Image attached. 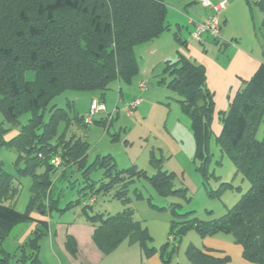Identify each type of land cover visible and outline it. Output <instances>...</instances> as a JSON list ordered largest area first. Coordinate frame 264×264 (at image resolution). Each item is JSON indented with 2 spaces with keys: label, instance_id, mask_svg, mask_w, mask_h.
Listing matches in <instances>:
<instances>
[{
  "label": "trees",
  "instance_id": "16d2710c",
  "mask_svg": "<svg viewBox=\"0 0 264 264\" xmlns=\"http://www.w3.org/2000/svg\"><path fill=\"white\" fill-rule=\"evenodd\" d=\"M165 1L0 0V114L8 129H18L8 142L0 138V146L17 153L16 175L2 170L0 162V264H10L11 256L2 246L12 229L31 222L35 223V229L25 242L16 246L14 264H43L38 257L40 241L47 229L46 219H50L53 210L61 213L77 206L82 207L84 218L94 226L93 244L106 255L126 242L137 244L144 258L158 253L167 264L171 252L168 256L165 253L170 242L193 229L201 238L216 234L230 236L242 248L245 261L264 264V133L261 140L255 134L264 122V64L248 81H242L226 111L217 114L221 132L215 136V142L220 153L230 158L235 173L248 181L249 189L231 211L217 220L203 222L186 214L181 221L172 222L168 234L172 239L160 250L149 246L151 237L134 220L132 209L124 208L114 215L88 212L89 201L94 200L96 193L108 194L113 188L116 189L112 198L126 203L124 190L128 183L134 177L147 178L146 175L135 168L116 170L109 156H97L86 166V141L68 134L72 122L84 124L77 115L70 118L65 109L52 106L48 120L44 121L49 102L65 91L99 92L103 100L111 86L130 84L139 69L134 47L152 43L170 31L165 21ZM251 4L262 14L264 30V0H251ZM179 31L177 25L171 32L172 38L185 49L186 42ZM174 59L165 61L158 83L178 96L180 111L188 117L193 133L195 157L202 158L203 148L212 137L213 95L204 84L203 66L180 52ZM27 73L32 74L31 79L26 78ZM26 113L30 116L22 125L20 116ZM106 121L98 123L104 125ZM61 124L64 127L60 131ZM55 158L59 161L57 165L52 163ZM70 165L81 169L85 179L92 169L100 167L103 180L99 181V187L89 183L87 199L70 201L59 209L58 201L51 199L50 173ZM22 177H30L32 184L25 211L19 212L14 202ZM170 178L169 174L157 173L147 179L165 195ZM223 185L231 187V184ZM33 215L42 219L36 220ZM74 244L68 236L64 245L71 254L76 252ZM184 253L188 264L229 261L227 256L214 257L208 250L192 245Z\"/></svg>",
  "mask_w": 264,
  "mask_h": 264
},
{
  "label": "rangeland",
  "instance_id": "374dc122",
  "mask_svg": "<svg viewBox=\"0 0 264 264\" xmlns=\"http://www.w3.org/2000/svg\"><path fill=\"white\" fill-rule=\"evenodd\" d=\"M165 4L167 8L165 21L172 27L170 31L163 34L169 37L170 43L174 40L171 32L176 30L173 17L176 12L180 13V10L175 7L177 0H166ZM248 6L254 10L255 14L248 17L245 30L236 26V22L232 25V30L241 31L242 47L250 49L249 42L256 39V43L263 51L264 30L261 29L256 17L258 16L256 14L260 13L251 2ZM186 18L188 19L189 16ZM184 25H186L185 22L181 30L184 29ZM205 35L207 34H203L201 39ZM164 40L162 39V44L155 46V49L164 48L163 46H166V40ZM175 44L178 46L176 42ZM146 45L148 44L134 47L135 61L139 69L130 84L111 86L103 100L100 99L99 92L71 91V89L65 91L49 102L44 113V121L48 120L49 109L52 106L65 109L70 118L77 115L84 120L92 99L99 103L102 101L106 111L97 113L94 117L96 123L84 126L82 123L72 122L68 132L86 141L88 145L86 166L90 165L97 156H109L118 171L135 168L136 172H142L147 178L157 173L171 176L170 188L165 195L154 189L147 178L139 176L134 177L124 190L126 203L122 204L120 200L112 198L116 189L113 188L108 194L96 193L95 203L92 202L91 210L88 208V212L103 215H114L124 208L132 209L134 220L138 221L151 237L149 246L160 250L163 245L170 242L168 234L172 222L181 221L186 214L189 218L194 217L203 222L217 220L229 210L231 211L240 200L239 198L249 189V183L235 173V167L230 158L220 153L215 142L214 129H211L212 137L203 148V157H195L193 133L188 117L180 111L179 98L166 85L160 86L158 83L165 62L154 63L152 60L154 50L144 51L143 48ZM26 76L31 79L32 74L27 73ZM141 82L145 83V88L142 90L137 87ZM136 98L140 99V105L131 112V115H126L124 105ZM108 115H111L109 122L107 120L104 125L98 123L100 120L107 119ZM29 116V113L20 116V124H26ZM1 117L0 114V130L3 129L0 131V138L8 142L17 134L18 129H8ZM62 127L64 124H61L58 129L61 131ZM263 133L264 122L258 127L255 133L256 138L261 140ZM16 155L13 149L0 146L2 170L13 176L16 175L14 169ZM102 177L103 169L100 167L92 169L87 179L83 176V171L75 165L57 168L50 173L51 199L58 201L59 209L70 201L87 199L89 183L99 187ZM31 181L30 177H22L18 181L19 194L14 202V208L19 212L25 211L30 196ZM223 184H231V187ZM74 210L71 209L67 214L53 210L50 217L52 220L62 221L76 219L79 217L81 207L77 206ZM199 238L201 237L192 229L175 242H170L165 255L168 256L171 252V259L177 258L178 263L185 260L187 262L184 252L190 245L196 247L195 245L200 242ZM15 239L14 235L10 234L2 246L11 256L10 264H14L13 256L17 253Z\"/></svg>",
  "mask_w": 264,
  "mask_h": 264
},
{
  "label": "crops",
  "instance_id": "0c3cea01",
  "mask_svg": "<svg viewBox=\"0 0 264 264\" xmlns=\"http://www.w3.org/2000/svg\"><path fill=\"white\" fill-rule=\"evenodd\" d=\"M210 1L212 3H218L222 0ZM225 1L226 7L219 18L221 21L219 39L214 40L205 35L201 42L197 43L191 36L193 26L188 23L186 16L196 21H203L205 18L213 15V11L202 8L195 0H177L175 7L180 10V13L176 12L173 20H175V25L180 27L179 33L184 42H186V48L182 49L181 47L175 46L174 40L169 43V37L163 33L158 39L143 48L144 51L149 52L154 50L152 52L154 54V58L152 59L154 63L160 64L165 61H173L176 58L177 52H180L186 58L204 67L206 78L204 84H206L207 89L213 95V109L215 113L211 129H214L216 136L221 132V125L218 122L217 114L226 111L231 99L234 97L233 95L242 87V81H248L258 70L257 68L264 64V50L262 51L260 49L259 44L256 43V39L254 38L255 40L249 42L250 49H247L240 44L241 31L239 29L232 30V25L235 22L236 26L238 25L245 30L248 17L250 15L252 16L253 13L255 14L254 10L248 6L251 0L249 3L246 0ZM256 15H258L256 17H258L261 25L262 14ZM183 21L186 25L181 30L183 28ZM183 32L185 33L184 35L182 34ZM162 39L166 40V46H163L164 48H160V50L155 49V46L162 44ZM253 49L257 51L254 52L252 51ZM74 208L71 209L74 210ZM71 209L61 213L67 214ZM74 212L77 211L74 210ZM33 216L36 220L42 219L40 216ZM78 216L76 219L66 221L52 220L51 217L50 219H46L47 229L40 241L38 257L43 264H164L159 254L155 253L149 258H144L142 255L143 252L137 244H129L126 242H122L110 254L106 255L102 253L93 244L92 235L94 226L84 218L82 209ZM34 229L35 223H22L16 225L10 234L14 235L16 245L19 246L26 241ZM68 236L75 242L76 252L74 254H71L64 245ZM170 239L172 238H168V241ZM199 239L200 242L195 245L198 249L208 250L210 252L209 254L214 257L220 258L227 256L229 261L226 264H253L242 258V248L234 244L230 236L216 234L211 237ZM167 264H188V261L186 262L185 260L184 262L178 263L177 258H172Z\"/></svg>",
  "mask_w": 264,
  "mask_h": 264
},
{
  "label": "built area",
  "instance_id": "2783aa9c",
  "mask_svg": "<svg viewBox=\"0 0 264 264\" xmlns=\"http://www.w3.org/2000/svg\"><path fill=\"white\" fill-rule=\"evenodd\" d=\"M195 2L201 6L202 8H207L213 11V15L210 17L205 18L203 21H196L192 18L186 19L190 25L193 26V31L191 32V36L194 40L198 42H201V37L203 34H207L212 39L217 40L220 38V29H221V21H220V14L223 12V10L226 7V1L222 0L218 3H212L210 0H195ZM138 87L142 90L145 88V83L141 82ZM141 101L140 99H133L129 103L124 105V108L126 109V115H131V112L136 110V108L140 105ZM105 106L102 103H99L95 99L91 101L89 111L86 114V117L84 118V125H90L93 123L94 117L97 115V113L105 112ZM114 112H117V107L115 108ZM107 120H111V115L107 116ZM58 159L55 158L52 160V163L57 165ZM94 200H90L89 204H91Z\"/></svg>",
  "mask_w": 264,
  "mask_h": 264
}]
</instances>
